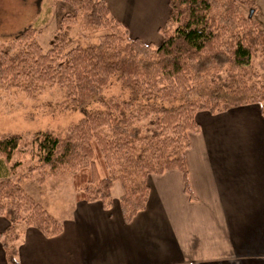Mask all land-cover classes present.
<instances>
[{
	"label": "trees",
	"instance_id": "16d2710c",
	"mask_svg": "<svg viewBox=\"0 0 264 264\" xmlns=\"http://www.w3.org/2000/svg\"><path fill=\"white\" fill-rule=\"evenodd\" d=\"M58 1L70 10L48 48L33 26L0 46V83L29 95L56 85L64 91L63 109L99 107L63 134L0 135V216L8 221L0 240L11 264L17 228L32 226L46 237L62 231V223L24 191L25 176L69 175L75 200L100 201L105 209L119 181L121 215L129 222L145 208L150 174L178 169L190 194L185 150L188 133L199 131L196 112L255 103L264 116V83L251 66L260 56L264 69V27L250 15L255 0H169L159 44L130 37L105 0ZM78 20L104 29L100 41L74 44L63 25ZM113 75L126 98L103 97ZM27 159L26 171L9 178Z\"/></svg>",
	"mask_w": 264,
	"mask_h": 264
},
{
	"label": "crops",
	"instance_id": "0c3cea01",
	"mask_svg": "<svg viewBox=\"0 0 264 264\" xmlns=\"http://www.w3.org/2000/svg\"><path fill=\"white\" fill-rule=\"evenodd\" d=\"M130 37L161 42L169 0H105ZM185 150L187 183L175 168L147 177L145 208L129 222L117 197L74 200L52 237L22 226L16 264H264V116L257 104L195 113ZM56 218V217H55ZM8 226L0 216V234ZM0 264H11L0 240Z\"/></svg>",
	"mask_w": 264,
	"mask_h": 264
},
{
	"label": "rangeland",
	"instance_id": "374dc122",
	"mask_svg": "<svg viewBox=\"0 0 264 264\" xmlns=\"http://www.w3.org/2000/svg\"><path fill=\"white\" fill-rule=\"evenodd\" d=\"M70 7L58 0H0V46L10 41L17 32L33 26L38 30V40L46 49L54 35L60 31V18ZM250 15L264 27V0H255ZM248 9L244 8V14ZM74 44L97 43L104 34V29L85 26L80 20L63 25ZM262 59L256 56L251 66L264 83ZM104 98L127 97V90L122 88L116 76L102 93ZM64 91L60 87L45 86L40 92L29 95L18 88L0 83V135L8 133H32L49 129L61 134L86 112L99 107L98 102H91L81 109L68 111L63 109ZM15 158L12 159L14 161ZM30 161L25 160L9 178H16L24 173ZM8 166L9 164H5ZM21 186L34 200L41 203L49 213L59 218L67 211L68 205L75 200L72 180L69 175L37 179L33 172L25 176ZM122 187L119 181L114 183L112 196L117 197ZM67 208V209H66Z\"/></svg>",
	"mask_w": 264,
	"mask_h": 264
},
{
	"label": "water",
	"instance_id": "95a60500",
	"mask_svg": "<svg viewBox=\"0 0 264 264\" xmlns=\"http://www.w3.org/2000/svg\"><path fill=\"white\" fill-rule=\"evenodd\" d=\"M252 11H250V13H251Z\"/></svg>",
	"mask_w": 264,
	"mask_h": 264
}]
</instances>
